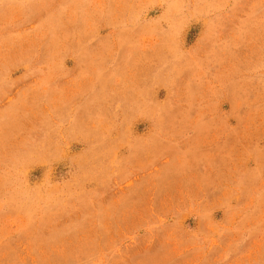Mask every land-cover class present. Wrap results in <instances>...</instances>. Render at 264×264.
<instances>
[{"label": "rangeland", "instance_id": "obj_1", "mask_svg": "<svg viewBox=\"0 0 264 264\" xmlns=\"http://www.w3.org/2000/svg\"><path fill=\"white\" fill-rule=\"evenodd\" d=\"M0 264H264V0H0Z\"/></svg>", "mask_w": 264, "mask_h": 264}]
</instances>
